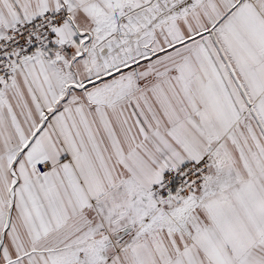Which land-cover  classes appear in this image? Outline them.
<instances>
[{
  "label": "snow or ice",
  "instance_id": "1",
  "mask_svg": "<svg viewBox=\"0 0 264 264\" xmlns=\"http://www.w3.org/2000/svg\"><path fill=\"white\" fill-rule=\"evenodd\" d=\"M0 264H264V0H0Z\"/></svg>",
  "mask_w": 264,
  "mask_h": 264
}]
</instances>
